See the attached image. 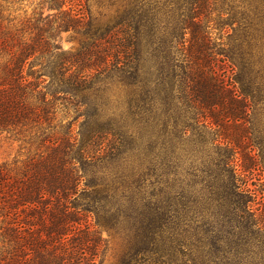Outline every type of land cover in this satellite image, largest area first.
I'll return each instance as SVG.
<instances>
[{
	"label": "trees",
	"instance_id": "obj_1",
	"mask_svg": "<svg viewBox=\"0 0 264 264\" xmlns=\"http://www.w3.org/2000/svg\"><path fill=\"white\" fill-rule=\"evenodd\" d=\"M89 1L0 24V264H264V0Z\"/></svg>",
	"mask_w": 264,
	"mask_h": 264
},
{
	"label": "rangeland",
	"instance_id": "obj_2",
	"mask_svg": "<svg viewBox=\"0 0 264 264\" xmlns=\"http://www.w3.org/2000/svg\"><path fill=\"white\" fill-rule=\"evenodd\" d=\"M37 3L38 0H0V24L6 28L14 29L19 27L25 18L33 15V11H42L44 15L55 12L48 11L45 8L40 9ZM89 8L92 19L103 21L111 13L108 7L99 5L95 0L89 1ZM102 13L105 15H102ZM59 42L64 50H74L78 47V35L71 31L61 32ZM77 125L78 123L73 127L77 128ZM26 141L15 136L1 135L0 164L13 168L19 166L37 152L35 144H29ZM102 237L105 241L97 257V263L116 264L124 249L122 239L117 235L107 234L106 232H102Z\"/></svg>",
	"mask_w": 264,
	"mask_h": 264
}]
</instances>
